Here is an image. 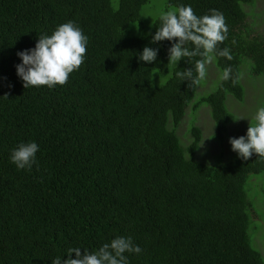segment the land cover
Returning <instances> with one entry per match:
<instances>
[{
  "label": "trees",
  "instance_id": "16d2710c",
  "mask_svg": "<svg viewBox=\"0 0 264 264\" xmlns=\"http://www.w3.org/2000/svg\"><path fill=\"white\" fill-rule=\"evenodd\" d=\"M149 1L0 0V264H51L118 235L142 248L130 264H264V187L255 178L264 162L231 148L209 156L197 125L208 109L212 138L223 140L234 102L246 97L244 68L264 78L257 0H166L165 11L190 4L197 16L225 17L220 47L233 59L208 66L219 74L205 93L175 75L200 57L168 65L171 44L151 43L160 21L147 32ZM68 21L88 36L80 70L52 90L25 89L17 53ZM146 46L160 49L157 62L138 60ZM228 66L235 84L220 80ZM29 141L39 145V167L17 170L11 150Z\"/></svg>",
  "mask_w": 264,
  "mask_h": 264
},
{
  "label": "clouds",
  "instance_id": "9594fccd",
  "mask_svg": "<svg viewBox=\"0 0 264 264\" xmlns=\"http://www.w3.org/2000/svg\"><path fill=\"white\" fill-rule=\"evenodd\" d=\"M159 21L160 26L152 36L151 43L167 41L171 44L168 48V65L177 66L185 58H188L190 63L192 58L200 57L195 60L194 68L175 73L183 82L188 81V87L194 92L206 80L208 66L213 64L217 57L229 61L233 59L230 48L220 47L228 39L229 29L224 15L217 10L212 9L210 14L197 16L190 4L169 6L167 11L159 12ZM88 42V36L74 21L58 25L51 35L39 34L34 48L17 53L22 63L16 65V71L23 81L24 88L46 86L52 90L65 85L70 75L79 71L85 62ZM159 50L146 46L138 54V60L153 64L157 62ZM220 80H232L233 84L236 83L231 66L223 69ZM242 119L248 120L250 126L246 135L230 138L232 151L242 161L249 160L255 154L260 162H264V102L257 106L251 118L238 117L233 120L238 122ZM39 151L37 142H21L11 150L9 159L17 170L31 171L33 166L39 167ZM81 248H69L68 259L65 260V256L56 257L51 264H130V255L142 253V248L132 237L122 235L115 236L94 251L83 248L84 252L81 254ZM73 253L75 259L72 258Z\"/></svg>",
  "mask_w": 264,
  "mask_h": 264
},
{
  "label": "rangeland",
  "instance_id": "374dc122",
  "mask_svg": "<svg viewBox=\"0 0 264 264\" xmlns=\"http://www.w3.org/2000/svg\"><path fill=\"white\" fill-rule=\"evenodd\" d=\"M165 2L166 0H150L149 3L144 7L143 17L145 20V28L147 32L151 30L153 22L159 16V12L163 10ZM257 14L259 15V17L257 16V20L260 19L261 22L258 25L262 29V27L264 26V0H257ZM218 74V71L213 66H211V68L208 69V74L206 77L207 80L201 83L199 92H208L210 90L209 85L211 83H215L218 78ZM242 84L246 89V97L244 99V102H234L235 104L231 109L233 112H235L236 119L238 117L251 118L254 115L257 106L260 103L264 102V78H253L249 76L248 68L245 67L242 75ZM197 117V125L203 131V140L201 145L206 153L209 154V156H215L221 152H223L224 156L228 155L229 152H231V145L229 143L230 138H239L246 135L247 130L250 126V122L246 119H242L238 122L234 121L231 125H229L228 134L223 138V140H217L212 138L215 135L216 130L208 109H202L197 113ZM185 120L186 121L182 123V126L179 129V133L181 134V136H184V134L189 131V124L191 123L190 111L187 112ZM255 178H257L259 184L264 187V176H262L261 178ZM260 210L261 215H263L264 219V207H261ZM262 222L264 223V220H262Z\"/></svg>",
  "mask_w": 264,
  "mask_h": 264
},
{
  "label": "bare ground",
  "instance_id": "6f19581e",
  "mask_svg": "<svg viewBox=\"0 0 264 264\" xmlns=\"http://www.w3.org/2000/svg\"><path fill=\"white\" fill-rule=\"evenodd\" d=\"M2 36V35H1ZM6 45V44H5Z\"/></svg>",
  "mask_w": 264,
  "mask_h": 264
}]
</instances>
